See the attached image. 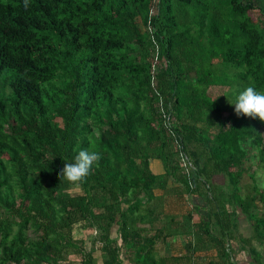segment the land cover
I'll return each instance as SVG.
<instances>
[{"label": "trees", "instance_id": "trees-1", "mask_svg": "<svg viewBox=\"0 0 264 264\" xmlns=\"http://www.w3.org/2000/svg\"><path fill=\"white\" fill-rule=\"evenodd\" d=\"M153 1L0 0V264H190L213 248L204 263L234 264L233 240L254 256L253 240L264 247V187L239 186L253 169L244 144L264 171V122L231 104L248 86L264 91V0ZM151 9L156 87L195 164L189 179L150 84ZM82 149L101 159L81 184L60 181ZM170 198L185 214L166 211ZM237 209L249 237L235 234ZM179 234L186 256L162 255Z\"/></svg>", "mask_w": 264, "mask_h": 264}, {"label": "clouds", "instance_id": "clouds-1", "mask_svg": "<svg viewBox=\"0 0 264 264\" xmlns=\"http://www.w3.org/2000/svg\"><path fill=\"white\" fill-rule=\"evenodd\" d=\"M24 7H28V0H24ZM231 104L234 105V113L237 117L244 116L264 122V91L248 86L235 97ZM96 135H100L99 131ZM100 159L101 154L98 151L82 149L74 156L72 162L65 163L58 177L60 181L79 185L86 180L93 166Z\"/></svg>", "mask_w": 264, "mask_h": 264}, {"label": "rangeland", "instance_id": "rangeland-1", "mask_svg": "<svg viewBox=\"0 0 264 264\" xmlns=\"http://www.w3.org/2000/svg\"><path fill=\"white\" fill-rule=\"evenodd\" d=\"M153 3H154V5L152 7L155 6V0L153 1ZM221 90H222L221 88H220V90L219 89H213L212 92L218 94V93L221 92ZM224 115H227V112H224ZM212 128L215 129L216 127L213 126ZM244 147L247 150V157H246V160H245V164L246 165L252 164L253 165V169H250V171L245 172L242 175L241 179H240L239 186H240V190H241L242 195L247 193L251 189V187H252V185L254 183H256L261 188L264 187V171L261 168H257L256 167V160H257V155H256V150H255L256 147L250 146L249 143L244 144ZM155 162H156V160L152 159V164H153L154 168H155ZM252 171H255L254 178H253L254 182L249 177V174ZM221 177H220V183L225 184L224 183V179L221 178ZM222 179H223V181H222ZM225 188H226L227 192L225 191L224 198L222 199V201H224V204L228 206V204H229L228 203V194H229V192H231V187H230V185L227 184L225 186ZM170 199H173V200H170L167 203V207L169 206V209L167 208L168 210H166V211L169 212V213H182V214H185L188 205H186L185 202L179 203L175 198H170ZM204 199H205L204 197H200L199 198V202L197 203V199L194 196H190L189 197V200H190L191 203H196V204H199L201 207H203V208L205 207L206 208V206L208 204H207V202ZM236 211H237V219H238V223H239L238 227H237V230L241 229L242 227L245 228V229L247 228L248 230L246 229L247 231L244 232V233H246L247 235L250 234V227H251L250 226V222L247 220L246 216L241 213L240 209H237ZM193 219H194V221H196L198 219V215L194 213ZM237 230L235 231V234H236ZM261 233L264 236V228L263 227L261 228ZM91 235H93L92 231L89 230V231L86 232L87 239H89V237ZM188 239H189V237L187 235L179 234L177 236L175 235L174 238L170 239L171 242L170 241L169 242L170 243L175 242L177 244V242L181 241V243H178V244L182 245V243L184 244L185 241H187ZM176 244H172V247L174 245H176ZM178 246H174V248L172 250V251H174V253H178L179 252V247ZM88 247H90V243L89 242H88ZM181 249L182 248H180V250ZM165 250H166L167 253H170L169 249H165ZM213 250H214V248L211 251L212 252L211 256L215 257V255L213 254ZM123 264H125V263H123Z\"/></svg>", "mask_w": 264, "mask_h": 264}, {"label": "built area", "instance_id": "built-area-1", "mask_svg": "<svg viewBox=\"0 0 264 264\" xmlns=\"http://www.w3.org/2000/svg\"><path fill=\"white\" fill-rule=\"evenodd\" d=\"M155 13L156 10L151 9L149 20L147 24L144 25L143 28V30L147 33L149 39L152 42V47H151L152 63L150 68V84L154 91L155 96L157 97L155 106L158 108V113L161 119L160 128L164 130L167 133V135L170 137V139L173 141L175 150H177V159L179 166L181 167L183 174L187 176V178L189 179L192 171L196 169L195 164L193 160L187 155V153L183 149V145L181 144L180 140L177 138L174 128L175 124L170 109L169 107L166 106L162 94L156 87V75L158 72V66L160 62V51H159L160 46L156 38V28L150 20L151 16H153ZM189 184L192 186L191 180H189Z\"/></svg>", "mask_w": 264, "mask_h": 264}, {"label": "crops", "instance_id": "crops-1", "mask_svg": "<svg viewBox=\"0 0 264 264\" xmlns=\"http://www.w3.org/2000/svg\"><path fill=\"white\" fill-rule=\"evenodd\" d=\"M155 160H156L155 168L152 164V160L150 162L152 170L155 173H163L165 170H164V165H163L162 161H160L158 159H155ZM220 177L221 176L216 177V179L218 180L217 181L218 183L220 182ZM221 178H223V177H221ZM222 181H223V179H222ZM168 186L169 187L172 186L175 188L177 186V184L170 180L168 183ZM159 192L160 191H158V193ZM170 192H173V191H170ZM192 196H194L197 199V203H198L200 197L197 195H192ZM244 229L245 228H243V227L241 229H238V231H237L238 234L244 238L249 237L251 235V228H250V234H248V235L246 233H244L248 229L247 228H246L247 230L246 229L244 230ZM170 242L168 241L165 244L164 250H162V255L168 256V255L173 254L174 251H172V250H173L174 246L179 245L178 246L179 252L175 253V254H177L179 256H184V257L186 256V254H187L186 251L183 249L180 250V248H182V246L178 243H181V241L177 242V244L175 242H172V243H170ZM172 244H176V245H174L172 247ZM252 246L255 248L256 252L259 253L258 256H254V254L250 250V246L248 247L246 245L245 246L243 245V243L241 242V238H237V239L233 240L232 245H231V247H232V258L231 259L234 261V264H264V247H263V245L258 240H253ZM165 249H169L170 253H167ZM200 254L201 255H199V256L195 255V257H192L191 263L206 264L204 262L209 263V260L216 259V252L215 253L213 252L215 257H211L212 252H209V251L206 253H200ZM200 257H202V258H200ZM217 264H223V260L222 259L218 260Z\"/></svg>", "mask_w": 264, "mask_h": 264}]
</instances>
